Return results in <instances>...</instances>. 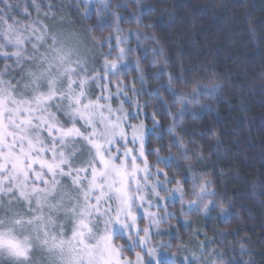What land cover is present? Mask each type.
I'll return each mask as SVG.
<instances>
[{
  "label": "snow or ice",
  "instance_id": "obj_1",
  "mask_svg": "<svg viewBox=\"0 0 264 264\" xmlns=\"http://www.w3.org/2000/svg\"><path fill=\"white\" fill-rule=\"evenodd\" d=\"M64 11H71L64 0H0V61H11L0 69V264H197L200 257L195 254L171 255L165 251L170 242L153 244L152 238L164 235L162 222L176 218L167 211L169 203H186L181 215H208L220 207L208 200L201 209V202L215 195L208 191L211 182L193 174L194 198L185 202L188 177L175 179L179 167L171 178L160 168L151 170L147 155L153 152L157 164L171 166L177 158L146 150L158 124L155 111L152 128L143 121L130 122L139 119L147 104H133L119 79L131 67L125 57L133 50L120 47L127 39L110 36L89 46L85 33L91 29H77L66 16H57ZM90 17V11L83 13L84 20ZM97 43L109 48L100 67ZM116 49L118 55L111 59ZM154 51L164 60L159 78L169 61L162 48ZM167 75L163 87L174 103L185 105L180 115L188 111L187 104L201 96L214 98L219 90V85H197L187 96L172 87L177 80L187 84L184 71ZM132 92L139 94L135 88ZM115 101L120 104L114 108ZM125 103L136 110L127 111ZM186 152L183 159L188 158ZM153 176L164 179L151 182ZM173 183L176 187H167ZM153 208H163L164 215ZM231 215L222 209L220 218L227 222ZM144 219L148 223L141 228ZM117 239L124 243L116 244ZM125 252H134L135 260L127 259Z\"/></svg>",
  "mask_w": 264,
  "mask_h": 264
},
{
  "label": "trees",
  "instance_id": "obj_2",
  "mask_svg": "<svg viewBox=\"0 0 264 264\" xmlns=\"http://www.w3.org/2000/svg\"><path fill=\"white\" fill-rule=\"evenodd\" d=\"M64 2L71 11L57 16H66L77 29H91L85 33L89 46L115 35V29L107 25V15L106 23L96 12L84 20L85 8L78 0ZM149 7L153 11H145ZM108 9L121 19L120 27L127 35L132 31L131 41L138 47L139 68L131 69L125 81L134 85L140 101L147 104L148 128L153 127L152 113L156 112L158 124L149 138L148 151L177 158L171 166L157 164V153L153 152L148 155L150 163L155 169H164L169 178L179 167L177 180L184 181L193 174L211 180L221 204L231 205L227 222L220 218L218 208L213 210L217 216L209 218L213 228L207 229L204 241L201 213L187 218L179 215L182 220L176 224L184 241L190 243L194 231L185 227L183 219H191L201 225H195V232L208 257L264 264V0H111ZM15 18L28 22L21 16ZM104 24L103 28L97 26ZM160 48L169 66L158 78L164 60L154 49ZM95 50L101 54L96 64L100 67L109 48L97 43ZM5 63L11 61H0V69ZM182 70L187 84L177 80L172 87L187 96L197 85L211 88L215 81L223 82L214 98L201 96L198 100L205 110L200 104L194 112L180 115L184 105L174 103V97L163 87L168 73L178 76ZM174 140L178 143L173 144ZM185 149L187 159L182 158ZM192 186L187 179L184 188L188 199L192 198ZM221 243L222 254L215 251Z\"/></svg>",
  "mask_w": 264,
  "mask_h": 264
},
{
  "label": "rangeland",
  "instance_id": "obj_3",
  "mask_svg": "<svg viewBox=\"0 0 264 264\" xmlns=\"http://www.w3.org/2000/svg\"><path fill=\"white\" fill-rule=\"evenodd\" d=\"M81 4L85 8V11H90L91 12V16H92V14L94 12H96V13L99 14L98 16L100 17L102 22L106 23L105 20H107L108 18H105V16L107 15V17H109V23L107 25L113 27L114 29L119 27L120 31L119 32L115 31V35H113V36H117L118 35L121 38H126L127 39V43L120 45V47H124L126 49L127 48H131L133 51L127 54V56L125 57V60L130 62V64H131L130 70L133 69V68H137V67L139 68V63L137 65L138 52L136 51V48H138V47H137L136 44H135L136 46H134L133 42L131 41V39H132V33L131 32L132 31H129V33L127 35L125 33V31H123L121 29V27H120L121 19H117L118 16H116V14L114 12H112L111 10L108 9L110 4H111V0H91V2L89 4H87V5H85L84 3H81ZM133 36H135V34H133ZM111 43H112L113 46H115L116 41L113 39ZM117 55H118V52L117 53L112 52V57H113L112 59H115ZM134 56H136V57H134ZM133 59L135 61H133ZM130 70L127 71L126 75L130 72ZM126 75H122L119 79L122 81V83L124 85H127V95L129 97H131V99L133 101V104L138 102L139 104L144 105V103H142L140 101L139 94L136 95V94H134L132 92V89L135 88L134 85H132V83H127V81H125ZM111 91L113 92V94H115V92H116L115 83H113V85L111 86ZM97 94H99V93L97 92ZM119 104H120V101H115L113 103V107L114 108L118 107ZM200 104L201 103L199 101H193L192 103H189L186 106L188 108V111L194 112V110H196V108H197L196 106H200ZM201 106H202V110L206 109V107L203 106V104H201ZM124 108L127 111H129V112H132V111L136 110L134 106H130L127 103L124 104ZM143 113H146L145 110H144V107L141 108V115H140L139 119L138 120H133V121H130V122L135 124V123H139V122L143 121V123L148 128V126L146 124V119L147 118H145ZM147 145H146V150L148 151ZM147 160H148V163L152 166L151 170L153 172H155V170H156L155 166L150 163V161L148 159V155H147ZM160 169L163 170L164 172H166L164 169H162V168H160ZM202 178H197V179L199 181H201V182L210 181L211 183L208 186V191L209 192H214L215 195L206 197L205 200L201 202V209H203L204 205L207 204L208 200H215L221 206L222 205L221 204L222 199H221V197L219 198L218 193H217L216 189L214 188L213 182L211 180H209V179L206 180L205 178H203V179ZM156 179L163 180L164 177L163 176H160V177L153 176L151 182H155ZM188 179L192 182L191 177L188 178ZM167 187L168 188H174V187H176V185H175V183H173V184H169ZM184 190H185V188H184ZM185 193H186V190H185ZM160 194H161V196H165L166 195V193H164V192H161ZM191 194H192V198L191 199H188L187 195H185V198H184L185 202H187L188 200H192L194 198L193 186H192ZM178 205H179L180 208L184 207L185 211H187V204L186 203L183 206L180 203H178V202L175 203V204L169 203L168 205H166L167 211L174 212L176 214V218H168L166 222H162L159 225L160 232L163 233L164 235L153 236L152 243L153 244H157L160 241H163L165 243H169L170 242L171 243V248L165 249L166 252H168L171 255H176V256H179V257H185V256H187L189 254H195L196 256L200 257V260L197 262V264H233V261L226 260L224 257L223 258H216L214 255H212V258H210V257H208V255L204 251V247H203V250L201 249V241L199 240V237H198L199 234L195 232V225L198 224L199 227L201 226L199 224V222H196V221L193 222L191 219H183V222L184 223L186 222L185 224H187V227H193V231H194V233L190 234V237H191L190 243H186L184 241V238L182 237V235H181V233L179 231V227L176 224L177 222L182 220L181 217L179 216V215H181V211L179 209H177ZM216 208L219 209V206L216 207ZM213 210L208 215H205V213L203 211H192L191 213H188V214L185 215L186 218H187L189 216V214L191 215V214H196V213L200 214L201 213L202 219L204 220V225H203L204 227H202V229H201L202 231L200 230V233H201V236L203 238V241L205 240L206 237H208L207 229L209 230V229L213 228L212 227L213 223L210 222L209 218L211 219L212 217H216L217 216L216 211H213ZM152 211L153 212H157V214L160 215V216L164 215L163 208L159 209V210L156 209V208H153ZM147 223H148L147 219H144V220L140 221L139 226L141 228H143V227L147 226ZM170 229H174V231L172 232V235H166V233H168ZM217 232H219V231H217ZM70 235H71V233L69 232V236ZM215 237H216V235H215ZM178 238H180V239H178ZM208 240L210 241L211 239L209 238ZM123 243H124L123 240H120V239L116 240V244H123ZM216 250H219L220 254H222L223 253L222 252L223 251V244L221 243L220 247L215 246V251ZM135 251H139V249H135ZM124 256L127 259H131L133 261L135 260L134 252H125Z\"/></svg>",
  "mask_w": 264,
  "mask_h": 264
},
{
  "label": "clouds",
  "instance_id": "obj_4",
  "mask_svg": "<svg viewBox=\"0 0 264 264\" xmlns=\"http://www.w3.org/2000/svg\"><path fill=\"white\" fill-rule=\"evenodd\" d=\"M217 85H219V90H220V89H222L223 82L220 81V80H217V81L214 82L213 87H211V88H214V87L217 86ZM195 88H196V86H195V87H192V88L189 89V96H192V94H193ZM217 93H218V92H217ZM208 97H210V96H208ZM200 98H201V97H199V99H200ZM210 98H213V97H210ZM212 100H213V99H210L209 101H212ZM194 101H195V100H194ZM252 195L255 196L256 193H252ZM222 209L230 210V208H229V204H222V205L219 207V211L221 212Z\"/></svg>",
  "mask_w": 264,
  "mask_h": 264
}]
</instances>
